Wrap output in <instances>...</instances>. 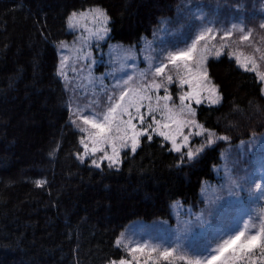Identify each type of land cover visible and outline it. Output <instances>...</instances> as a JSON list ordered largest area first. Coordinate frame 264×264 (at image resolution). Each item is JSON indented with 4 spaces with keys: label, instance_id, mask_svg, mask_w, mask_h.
<instances>
[{
    "label": "trees",
    "instance_id": "trees-1",
    "mask_svg": "<svg viewBox=\"0 0 264 264\" xmlns=\"http://www.w3.org/2000/svg\"><path fill=\"white\" fill-rule=\"evenodd\" d=\"M198 4L0 0V264L119 259L123 251L115 242L129 222L170 218L178 200L196 206L223 152L264 133L261 82L222 54L206 62L221 99L195 106L202 132L181 150L152 135L141 137L133 152L123 151L118 166L78 158L81 134L57 72V44L71 38L68 16L99 6L109 19V40L138 45L162 25L194 33L191 8Z\"/></svg>",
    "mask_w": 264,
    "mask_h": 264
},
{
    "label": "rangeland",
    "instance_id": "rangeland-1",
    "mask_svg": "<svg viewBox=\"0 0 264 264\" xmlns=\"http://www.w3.org/2000/svg\"><path fill=\"white\" fill-rule=\"evenodd\" d=\"M237 1L224 6L227 21L193 6L199 26L190 40L181 27L162 26L137 47L108 39L99 6L72 12L66 26L74 35L56 48L70 121L81 134L78 158L118 166L143 136L160 135L178 151L200 135L195 106L221 99L207 76L209 58H235L256 73L264 94V0ZM250 142L238 164L223 153L196 207L178 200L170 218L129 222L115 242L123 256L108 264H264V134Z\"/></svg>",
    "mask_w": 264,
    "mask_h": 264
}]
</instances>
